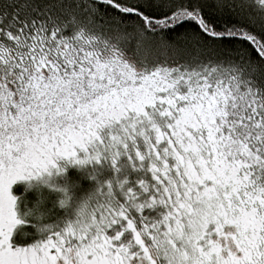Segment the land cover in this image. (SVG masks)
Segmentation results:
<instances>
[{"label": "snow or ice", "instance_id": "snow-or-ice-1", "mask_svg": "<svg viewBox=\"0 0 264 264\" xmlns=\"http://www.w3.org/2000/svg\"><path fill=\"white\" fill-rule=\"evenodd\" d=\"M0 264H264V0H0Z\"/></svg>", "mask_w": 264, "mask_h": 264}, {"label": "trees", "instance_id": "trees-1", "mask_svg": "<svg viewBox=\"0 0 264 264\" xmlns=\"http://www.w3.org/2000/svg\"><path fill=\"white\" fill-rule=\"evenodd\" d=\"M233 22L235 21L233 20ZM92 166L91 164L80 166L70 163L68 158H60L56 160V166L51 168L49 172L42 173L39 177H33L28 181H16L11 186L10 190L13 195L23 197L20 201L21 211L24 208L25 202L30 203L35 199L37 189L47 198L48 206H52L57 194L48 187L49 185L67 187L68 191L71 193L72 201L75 202L85 196L94 183V181L88 178L86 173V169H90ZM56 168H63L64 171L57 172ZM45 181H47V183H45ZM29 184L33 187L29 188ZM71 211L72 209L69 208L66 213L64 209L54 207L53 214L49 217V221L55 220L57 216L70 215Z\"/></svg>", "mask_w": 264, "mask_h": 264}]
</instances>
